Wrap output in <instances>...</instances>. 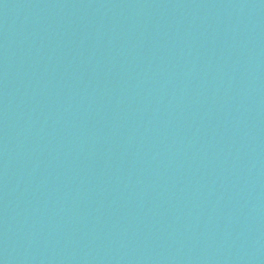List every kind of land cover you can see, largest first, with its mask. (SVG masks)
<instances>
[{
    "label": "water",
    "instance_id": "water-1",
    "mask_svg": "<svg viewBox=\"0 0 264 264\" xmlns=\"http://www.w3.org/2000/svg\"><path fill=\"white\" fill-rule=\"evenodd\" d=\"M0 264H264V0H0Z\"/></svg>",
    "mask_w": 264,
    "mask_h": 264
}]
</instances>
